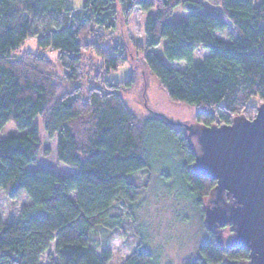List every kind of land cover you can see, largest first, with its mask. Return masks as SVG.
<instances>
[{
	"label": "trees",
	"instance_id": "obj_1",
	"mask_svg": "<svg viewBox=\"0 0 264 264\" xmlns=\"http://www.w3.org/2000/svg\"><path fill=\"white\" fill-rule=\"evenodd\" d=\"M205 1L222 16L217 9L202 10L198 0H83L78 9L69 0H0V130L12 121L19 131L0 138V190L9 199L21 192L27 196L15 220L0 217V264H41L52 244L55 260L50 264H107L111 253L97 252L92 231L121 228L126 216L135 215L146 184L131 177L142 170L171 177L168 189L204 217V201L215 181L193 171L185 132L161 115L137 116L115 82L106 81L105 88L93 85L82 95L80 81L83 49L100 56L106 69L123 60L96 41L115 29L118 10L123 16L135 8L154 10L144 22L143 62L168 98L195 106L199 124L229 123L236 115L251 119L256 111L248 104L251 97L264 102V0ZM180 4L186 18L169 22ZM229 25L233 38L216 35ZM28 38L36 39L38 49L13 55ZM85 38L88 43H82ZM162 40L164 58L184 61L183 69L166 66L152 51ZM199 46L209 55L195 64ZM46 50L55 53L70 89L61 90ZM36 116L55 141L57 161L72 172L27 168L41 148L37 128L31 126ZM117 203L126 214L112 211ZM247 260L245 248L226 247L207 229L196 254L182 264ZM123 264L159 263L140 235Z\"/></svg>",
	"mask_w": 264,
	"mask_h": 264
},
{
	"label": "rangeland",
	"instance_id": "obj_2",
	"mask_svg": "<svg viewBox=\"0 0 264 264\" xmlns=\"http://www.w3.org/2000/svg\"><path fill=\"white\" fill-rule=\"evenodd\" d=\"M198 1L202 3V10L217 9L218 14L222 16L218 7H213L205 0ZM260 1L254 0V3L258 4ZM82 3L83 0H69V6L73 9L80 8ZM153 12L154 10L143 12L139 8H135L130 15L123 16L118 10L115 29L98 34L96 41L110 48L114 55H122L123 60L115 68L106 69L103 59L95 55L92 50L86 48L81 51V93L85 95L89 87L93 85L105 88L106 81L115 82L119 84L118 92L127 108L137 116L161 115L175 127L184 131L183 128L186 125L196 124L195 106L170 100L143 62L144 22L147 14ZM185 18L186 11L180 4L175 7L168 21L175 23ZM216 35L224 40L234 37L230 25L224 31L217 32ZM82 43H88L87 38L83 39ZM164 45L165 40H162L160 45L153 48L152 51L164 59L166 66L183 69L184 61L171 62L164 58L162 53ZM37 49L36 39L28 38L13 51V55L19 57L24 51H36ZM45 53L53 61L51 73L61 90L70 89L71 85L63 81V70L56 62L55 53L50 50H46ZM208 55L209 50L199 46L193 53V62L198 64ZM261 103L264 102L257 96L251 97L248 102L254 108H257ZM31 126L37 128L41 148L36 162L29 164L27 168L29 170L44 168L63 174L68 166L57 161L55 141L46 135L40 116L33 119ZM18 132L14 123L8 121L0 130V138ZM45 150H48L47 154L44 153ZM131 178L138 183L146 184L137 202L135 215L133 217L126 216L123 226L118 229L95 228L91 234L92 246L97 248V252L107 249L110 251L111 257L107 264H123V260L133 250L140 235L144 237L147 248L157 255L159 264H182L186 257L194 256L198 243L207 233L208 228L205 225L204 217L189 202L178 198L173 190L168 189L171 177L168 176L164 180L158 172L148 174L146 170H142L133 174ZM25 202H27V196L24 192L19 193L14 199H9L0 190L1 219L3 221L15 220L18 217L20 206ZM125 210L126 207L120 203L112 208V211L126 214ZM213 230L217 240L224 245L230 235L228 226L217 227ZM53 248L52 244L43 254L40 260L41 264H50L55 260ZM48 253L50 258H48ZM247 261H240L236 264H247Z\"/></svg>",
	"mask_w": 264,
	"mask_h": 264
},
{
	"label": "water",
	"instance_id": "obj_3",
	"mask_svg": "<svg viewBox=\"0 0 264 264\" xmlns=\"http://www.w3.org/2000/svg\"><path fill=\"white\" fill-rule=\"evenodd\" d=\"M183 129L193 171L215 181L203 205L206 227L228 226L224 245L245 248L247 264H264V103L251 119Z\"/></svg>",
	"mask_w": 264,
	"mask_h": 264
},
{
	"label": "crops",
	"instance_id": "obj_4",
	"mask_svg": "<svg viewBox=\"0 0 264 264\" xmlns=\"http://www.w3.org/2000/svg\"><path fill=\"white\" fill-rule=\"evenodd\" d=\"M73 170L71 169V168H69V167H66L65 168V172L63 173V174H68V173H70V172H72Z\"/></svg>",
	"mask_w": 264,
	"mask_h": 264
}]
</instances>
